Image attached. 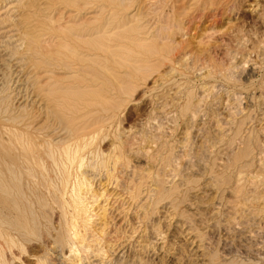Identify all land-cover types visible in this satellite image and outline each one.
<instances>
[{"label": "rangeland", "instance_id": "374dc122", "mask_svg": "<svg viewBox=\"0 0 264 264\" xmlns=\"http://www.w3.org/2000/svg\"><path fill=\"white\" fill-rule=\"evenodd\" d=\"M0 92L126 156L6 264H264V0H0Z\"/></svg>", "mask_w": 264, "mask_h": 264}, {"label": "bare ground", "instance_id": "6f19581e", "mask_svg": "<svg viewBox=\"0 0 264 264\" xmlns=\"http://www.w3.org/2000/svg\"><path fill=\"white\" fill-rule=\"evenodd\" d=\"M88 103L85 101L84 104L88 106ZM76 105H71L72 109H69L74 116L78 112ZM82 107L84 110L85 106ZM10 111L0 104V264H6L8 255L12 259L20 258L26 251V242L35 237L39 239V234L44 230L46 232L42 238L48 241L46 235L49 226L46 222L51 220H47L51 214L56 215L58 223L54 227L56 237L51 235L53 238L48 241V247L51 243L48 251L56 252L57 248L63 246L73 249L76 217L85 211L81 197L83 188L93 185L97 177L105 178L108 184L116 182L118 186L117 163L126 158L119 146H115L117 154L115 150H102L101 143L109 134L97 126L100 120L83 126L85 122L78 127L71 123L74 128L70 130L68 127L71 125L63 128L64 123L62 128L69 132L57 127L53 128L55 131H52V135L49 131V134L44 132L43 124L42 129L35 128L38 113L14 115ZM82 117L85 114L74 120L84 119ZM69 120L70 123L73 118ZM64 132H68V135L58 140L59 136L66 134ZM56 135L57 139L54 138ZM46 258H41L43 264H47Z\"/></svg>", "mask_w": 264, "mask_h": 264}]
</instances>
